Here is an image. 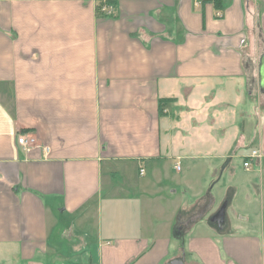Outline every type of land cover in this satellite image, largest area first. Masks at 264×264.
I'll return each mask as SVG.
<instances>
[{
	"label": "crops",
	"instance_id": "1",
	"mask_svg": "<svg viewBox=\"0 0 264 264\" xmlns=\"http://www.w3.org/2000/svg\"><path fill=\"white\" fill-rule=\"evenodd\" d=\"M107 2L0 0V264H264V0Z\"/></svg>",
	"mask_w": 264,
	"mask_h": 264
},
{
	"label": "built area",
	"instance_id": "2",
	"mask_svg": "<svg viewBox=\"0 0 264 264\" xmlns=\"http://www.w3.org/2000/svg\"><path fill=\"white\" fill-rule=\"evenodd\" d=\"M108 0H95V2L97 3V9L99 12L105 14V15H111L112 13V5L110 3L107 2ZM18 142L23 145L24 147H27L30 143L34 142V138L33 137H30L29 135L27 134H22L19 139H18ZM44 150L46 152H48L49 150V147H44ZM259 156V153L257 150H252L248 155H246L247 157V160H244L243 161V166L246 167V168H249L250 167V164H251V159L252 158H255V157H258ZM140 174H143L144 173V170L141 168L139 170Z\"/></svg>",
	"mask_w": 264,
	"mask_h": 264
},
{
	"label": "water",
	"instance_id": "3",
	"mask_svg": "<svg viewBox=\"0 0 264 264\" xmlns=\"http://www.w3.org/2000/svg\"><path fill=\"white\" fill-rule=\"evenodd\" d=\"M259 88L264 93V61L263 60H261L259 66ZM166 264H185V263L182 259H173L167 262Z\"/></svg>",
	"mask_w": 264,
	"mask_h": 264
},
{
	"label": "rangeland",
	"instance_id": "4",
	"mask_svg": "<svg viewBox=\"0 0 264 264\" xmlns=\"http://www.w3.org/2000/svg\"><path fill=\"white\" fill-rule=\"evenodd\" d=\"M250 149H251V147L246 151V152H249L250 153ZM248 155V154H247ZM237 157H239V158H237V159H235L236 160V162H238L240 165L242 164V162H243V160L241 159V153H238V156Z\"/></svg>",
	"mask_w": 264,
	"mask_h": 264
}]
</instances>
